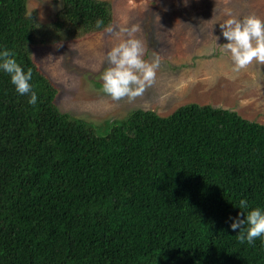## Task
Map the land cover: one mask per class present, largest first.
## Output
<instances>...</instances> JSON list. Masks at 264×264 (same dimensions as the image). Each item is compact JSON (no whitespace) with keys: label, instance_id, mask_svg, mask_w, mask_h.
Returning a JSON list of instances; mask_svg holds the SVG:
<instances>
[{"label":"trees","instance_id":"1","mask_svg":"<svg viewBox=\"0 0 264 264\" xmlns=\"http://www.w3.org/2000/svg\"><path fill=\"white\" fill-rule=\"evenodd\" d=\"M61 4L45 23L27 0H0V52L31 68L37 94L30 105L0 70V264H264V240L230 228L264 211V123L186 103L132 109L101 133L60 111L32 46L114 21L109 1Z\"/></svg>","mask_w":264,"mask_h":264},{"label":"rangeland","instance_id":"2","mask_svg":"<svg viewBox=\"0 0 264 264\" xmlns=\"http://www.w3.org/2000/svg\"><path fill=\"white\" fill-rule=\"evenodd\" d=\"M113 9L114 31L138 25L135 33L145 48L143 59L159 58L154 82L133 100L114 101L103 91L101 74L116 36L100 31L60 44H34L38 68L57 89L59 110L106 130L109 120L130 110L149 109L167 116L186 103L210 104L264 123V64L253 61L233 71L228 41L219 24L228 13L238 19L255 15L264 20V0H104ZM61 0H27L39 22H49ZM215 37H219L215 41ZM126 38V35L123 36Z\"/></svg>","mask_w":264,"mask_h":264},{"label":"clouds","instance_id":"3","mask_svg":"<svg viewBox=\"0 0 264 264\" xmlns=\"http://www.w3.org/2000/svg\"><path fill=\"white\" fill-rule=\"evenodd\" d=\"M227 15L229 18L219 26L222 36L228 42L219 46L230 54L233 71L245 69L253 61L264 64V20L255 15H248L242 19L230 13ZM102 25V20L96 21L98 28ZM104 31L116 36L119 42L108 51L106 56L108 67L101 74L103 91L114 101L125 98L133 100L154 82L159 58L153 59L152 62L143 59L144 45L134 35L140 31L138 25H133L130 29L121 28L119 32L114 31L109 25ZM124 35L126 38H123ZM217 39L219 37H215V41ZM60 46L58 43L57 48ZM14 56L15 54L9 50L0 52V70L9 75L16 92L20 95H28V103L35 105L37 94L30 83L32 70L29 68L25 71ZM247 207L248 202L241 199L239 208ZM239 216L243 218L234 219L230 228L234 231L238 230L236 238L241 244L247 242L253 245L257 238L264 240V211L254 208L246 215L240 211Z\"/></svg>","mask_w":264,"mask_h":264}]
</instances>
